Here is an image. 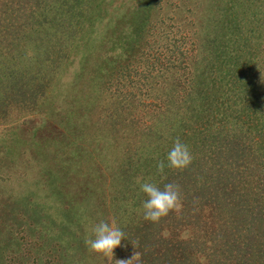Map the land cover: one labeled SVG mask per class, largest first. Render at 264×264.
I'll return each instance as SVG.
<instances>
[{
	"label": "rangeland",
	"instance_id": "obj_1",
	"mask_svg": "<svg viewBox=\"0 0 264 264\" xmlns=\"http://www.w3.org/2000/svg\"><path fill=\"white\" fill-rule=\"evenodd\" d=\"M263 4L264 0H18L8 7L0 0V39L12 45H0V264H120L121 256L131 259L136 226L146 221L142 202L147 196L137 181L163 188L165 173L158 172L157 163L176 138L188 139L194 156L202 129L187 128L194 122L196 112L191 111L196 106L203 110L200 101L197 105L196 97L201 96L205 105L215 107L217 86L220 94L242 96L232 87L229 91L228 83L236 82L241 89L246 82L248 95L259 102L262 129L239 120L236 126L245 148L264 161ZM133 15L135 29L147 31L139 38L127 37L142 45L141 50L133 58L130 49L109 52L113 43L103 40L112 34L108 27L121 22L132 30ZM167 41L171 47L163 50ZM176 54L182 64L189 63L188 56L198 60L192 65L197 69L194 80L198 78L194 99L179 105L170 102L156 115L141 113L137 105L140 113H134V124L116 117L120 101L112 92L119 93L120 87L105 91V82L127 73L129 79H138L145 71L143 61L151 65L166 61L168 55L175 61ZM165 81L159 79L157 93L170 90ZM100 220L125 233L114 258L90 251L85 244ZM159 223H154V230L150 227L149 236L158 231Z\"/></svg>",
	"mask_w": 264,
	"mask_h": 264
},
{
	"label": "trees",
	"instance_id": "obj_2",
	"mask_svg": "<svg viewBox=\"0 0 264 264\" xmlns=\"http://www.w3.org/2000/svg\"><path fill=\"white\" fill-rule=\"evenodd\" d=\"M17 2L18 0H6L8 7L15 6ZM260 6L263 8L259 9L263 17L264 4ZM135 8L137 9V6ZM130 18V21L134 22L132 30L127 31L125 27L129 26L118 22L115 27L113 25L108 27V31H112V34L104 36L103 40L106 45L113 43V46L109 47V52L116 51V48L125 51L130 49V58H133V55L141 50L142 45L132 43L127 36L137 35L139 38L147 30L137 31L135 28L138 23L133 20L134 15ZM120 19L121 17L118 20ZM65 36L71 40L70 37ZM125 36L127 41L124 43ZM5 43L6 41L1 38L0 45L6 49L7 46L12 47L11 44ZM75 45H77L76 40L72 48ZM170 47L171 43L168 41L161 46L163 50ZM74 49V52L80 50L78 47ZM111 53L107 52L108 56L111 57ZM177 54L175 61L172 55H168L166 61L151 65L149 61H143L145 71L138 74V79H129L131 73H127L122 78L115 76L105 82V91H110L115 85L120 87L119 93L112 92L120 101L115 107L118 112L116 117H124L129 124H134L136 118L133 116L135 112L138 113L135 109L137 105L142 107L141 113L156 115V113L162 114L161 111L170 102L179 105L186 103L188 99H194V88L198 78L194 80L196 73L192 65L198 60L188 56L185 59L189 63L182 64L177 61ZM184 54L188 53L183 52ZM114 61L117 62V59ZM195 70L197 72V69ZM169 73L172 75L168 76ZM247 73L245 70L243 79ZM184 74L185 78L181 76ZM160 78L166 80L164 86L166 83L167 86L170 85L169 91L157 93L155 87L160 85L157 84ZM50 81L51 78L47 81V87L51 86ZM228 84L229 91L232 87V90L242 96L220 94L219 86L215 85L218 87L217 91H214V94H217L215 107L205 105L207 102L204 96L196 97L197 105L200 101L203 110L196 106L191 111V113L196 112L192 115L194 122L187 128L191 132L196 128L202 129L199 131L202 135L201 143L195 146L192 152L194 156L191 164L182 171L166 168L161 183L164 185L174 182L179 186L181 207L179 210L170 211L168 216H165L167 218H161L157 226L158 231L156 230L151 236L149 229L151 227L154 230L156 225L147 220L138 223L141 227L136 226L138 232H135L133 239L136 247L133 246L134 254L131 256V253L129 256L131 258L129 264H264V161L245 148L240 137L241 133L236 126L239 120L241 124L251 122V125L261 130L259 123L261 117L258 116L261 106L256 98L251 99L248 95L246 82L241 83V89L237 88L236 82ZM17 86L19 89L24 88L23 85ZM123 86L126 87L124 90ZM135 90L140 91V95ZM142 93L146 94L144 98H141ZM152 93H155V96ZM137 96L140 97L137 99ZM238 102L241 106L237 105ZM164 116L166 117L165 113ZM54 124L57 125L55 122ZM187 140L183 142L188 143ZM162 159L166 161V156L163 155ZM138 233L142 236L139 237ZM120 260H124L122 256Z\"/></svg>",
	"mask_w": 264,
	"mask_h": 264
},
{
	"label": "clouds",
	"instance_id": "obj_3",
	"mask_svg": "<svg viewBox=\"0 0 264 264\" xmlns=\"http://www.w3.org/2000/svg\"><path fill=\"white\" fill-rule=\"evenodd\" d=\"M191 162L192 155L189 145L180 138H176L167 153L166 161L157 163V170L161 174L165 173L166 168L182 171ZM137 182L140 185V191L147 196V199L142 202L143 218L145 220L153 223L159 222L170 211L179 210L181 207L179 186L174 182L164 183L163 188L148 181ZM125 238V233L120 226L100 220L93 226L92 235L85 239V244L90 251L114 258V250L121 246L122 240ZM130 260L118 261L120 264H127Z\"/></svg>",
	"mask_w": 264,
	"mask_h": 264
}]
</instances>
